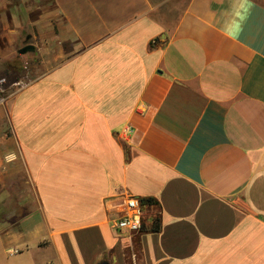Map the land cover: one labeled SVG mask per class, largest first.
Returning <instances> with one entry per match:
<instances>
[{"label": "crops", "instance_id": "obj_1", "mask_svg": "<svg viewBox=\"0 0 264 264\" xmlns=\"http://www.w3.org/2000/svg\"><path fill=\"white\" fill-rule=\"evenodd\" d=\"M37 10L0 106V264H264V0ZM127 197L154 202L136 233L111 228Z\"/></svg>", "mask_w": 264, "mask_h": 264}, {"label": "rangeland", "instance_id": "obj_2", "mask_svg": "<svg viewBox=\"0 0 264 264\" xmlns=\"http://www.w3.org/2000/svg\"><path fill=\"white\" fill-rule=\"evenodd\" d=\"M23 3H22V2ZM48 0H0V81L6 84L17 81L21 78V72L30 69V58L33 56V33L32 22L21 20L23 10L31 13V19L38 15L37 8L50 4ZM50 1V0H49ZM22 3V4H21ZM34 12V13H33ZM19 32L15 35L12 43V51L8 52L9 43L4 36L5 32ZM31 45L32 51L19 54L18 50ZM32 61V60H31ZM26 65V70H24ZM20 69V70H19ZM1 96V95H0ZM1 106V105H0ZM144 212V206L142 205Z\"/></svg>", "mask_w": 264, "mask_h": 264}, {"label": "built area", "instance_id": "obj_3", "mask_svg": "<svg viewBox=\"0 0 264 264\" xmlns=\"http://www.w3.org/2000/svg\"><path fill=\"white\" fill-rule=\"evenodd\" d=\"M22 82L6 84L0 81V105L6 96L14 92L15 88L22 86ZM143 209L141 202L135 197H127L123 203L121 214L111 221V228L116 232L136 233L142 228Z\"/></svg>", "mask_w": 264, "mask_h": 264}, {"label": "clouds", "instance_id": "obj_4", "mask_svg": "<svg viewBox=\"0 0 264 264\" xmlns=\"http://www.w3.org/2000/svg\"><path fill=\"white\" fill-rule=\"evenodd\" d=\"M241 7H244L243 4H241ZM237 15L239 16L240 14L237 13ZM240 19L243 20L244 17L240 16ZM241 25L239 23H235L233 26L230 27V29L228 30V35L230 36V38H235L239 31H240Z\"/></svg>", "mask_w": 264, "mask_h": 264}, {"label": "trees", "instance_id": "obj_5", "mask_svg": "<svg viewBox=\"0 0 264 264\" xmlns=\"http://www.w3.org/2000/svg\"><path fill=\"white\" fill-rule=\"evenodd\" d=\"M48 3L50 2L49 0L47 1ZM141 204L147 203L149 205H152L154 202L151 199H146V200H141ZM160 229V223L159 219L156 218L153 222V226L151 227V231L157 232Z\"/></svg>", "mask_w": 264, "mask_h": 264}, {"label": "water", "instance_id": "obj_6", "mask_svg": "<svg viewBox=\"0 0 264 264\" xmlns=\"http://www.w3.org/2000/svg\"><path fill=\"white\" fill-rule=\"evenodd\" d=\"M33 47L31 45H27L25 47H23L22 49H20L18 52L19 54H25L28 51H32Z\"/></svg>", "mask_w": 264, "mask_h": 264}]
</instances>
